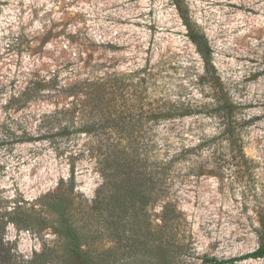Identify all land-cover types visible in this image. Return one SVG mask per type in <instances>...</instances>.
Wrapping results in <instances>:
<instances>
[{"label":"rangeland","instance_id":"obj_1","mask_svg":"<svg viewBox=\"0 0 264 264\" xmlns=\"http://www.w3.org/2000/svg\"><path fill=\"white\" fill-rule=\"evenodd\" d=\"M186 3L208 40L220 102L235 106L247 161H227L214 115L225 111L212 105L214 88L171 0H0V199L32 201L72 177L80 199L93 200L102 182L96 134L107 131L104 118L94 116L95 101L84 103L82 122L99 125L90 134L73 128L67 138L44 140L43 121L64 106L79 114L84 99L68 89L77 91L82 80L133 73V121L141 118L134 135L146 155L178 156L166 197L149 213L157 215L164 203L175 207L194 264L258 247L259 231L264 236L258 222L264 213V0ZM171 104L192 115L152 120L150 114H163ZM17 136L32 140L21 143ZM54 239L50 230L37 235L8 225L5 231L23 259Z\"/></svg>","mask_w":264,"mask_h":264},{"label":"trees","instance_id":"obj_2","mask_svg":"<svg viewBox=\"0 0 264 264\" xmlns=\"http://www.w3.org/2000/svg\"><path fill=\"white\" fill-rule=\"evenodd\" d=\"M189 41L194 45L203 63L205 76L213 90L214 114L221 121L220 135L226 141L227 161H247L240 146V120L235 106L223 97L219 77L212 61L208 40L192 20L186 0H171ZM46 84V82H44ZM81 87L68 89L71 96L83 97V102L73 109L64 106L43 121L44 140L67 138L74 128L78 133L90 134L91 127L104 128L95 151V165L102 179L90 202L80 199L75 192L74 179H60L56 187L35 200L0 199V264H194L192 250L186 235L182 216L170 203H164L157 215L149 213L150 207L167 195L165 186L172 174L178 156L160 159L153 152L146 155L134 135V126H141V118L133 121V73L105 74L86 78ZM64 92V90H62ZM67 92V93H68ZM93 97V98H92ZM93 99L98 122L84 124L86 106ZM122 100L123 110L118 107ZM223 104V107H222ZM163 114H150L152 120L163 117L171 120L191 116L180 105L171 104ZM156 113V112H154ZM137 115V114H136ZM162 115V116H160ZM77 117L80 122H73ZM81 117V118H80ZM78 125L75 127V125ZM26 134V132H24ZM18 142H30V138L17 136ZM258 222L264 229V213H258ZM12 225L17 231L41 234L50 230L54 241L43 242L39 252L30 259H23L8 241L5 231ZM258 247L247 254L227 260L203 257L200 264H232L246 259L264 261V236L259 231Z\"/></svg>","mask_w":264,"mask_h":264}]
</instances>
